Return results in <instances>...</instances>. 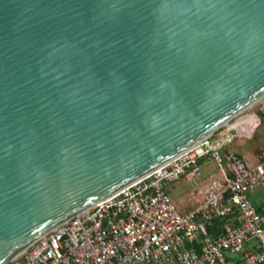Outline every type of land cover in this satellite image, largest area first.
Returning <instances> with one entry per match:
<instances>
[{
	"label": "water",
	"instance_id": "obj_1",
	"mask_svg": "<svg viewBox=\"0 0 264 264\" xmlns=\"http://www.w3.org/2000/svg\"><path fill=\"white\" fill-rule=\"evenodd\" d=\"M264 95V0H0V264Z\"/></svg>",
	"mask_w": 264,
	"mask_h": 264
},
{
	"label": "built area",
	"instance_id": "obj_2",
	"mask_svg": "<svg viewBox=\"0 0 264 264\" xmlns=\"http://www.w3.org/2000/svg\"><path fill=\"white\" fill-rule=\"evenodd\" d=\"M259 104L60 223L9 264H228L230 253H240L237 264H264V212L250 196L264 190V148L256 156L232 148L262 124ZM180 180L194 187L188 210L170 192Z\"/></svg>",
	"mask_w": 264,
	"mask_h": 264
},
{
	"label": "rangeland",
	"instance_id": "obj_3",
	"mask_svg": "<svg viewBox=\"0 0 264 264\" xmlns=\"http://www.w3.org/2000/svg\"><path fill=\"white\" fill-rule=\"evenodd\" d=\"M260 102L261 101L254 103L252 107L254 106L253 107L254 109L259 108L261 106V104H259ZM247 111H250L249 108L245 109L241 113H246ZM232 148L241 153L247 154L248 156H254L257 150L263 149L264 148V119H262V124L254 132L252 137L238 139L232 145ZM176 186H177V189L173 193V198L175 200L181 201L186 206L182 208L184 209L186 208V210L190 209L192 204L194 203V200H190L192 196V190L194 188L191 181L180 180L178 183H176ZM250 196L254 202L259 203V204H264V190L263 189L255 190L254 192L250 194ZM253 243L254 241L245 243L244 250H249ZM237 255L240 256V253H237Z\"/></svg>",
	"mask_w": 264,
	"mask_h": 264
},
{
	"label": "trees",
	"instance_id": "obj_4",
	"mask_svg": "<svg viewBox=\"0 0 264 264\" xmlns=\"http://www.w3.org/2000/svg\"><path fill=\"white\" fill-rule=\"evenodd\" d=\"M261 115H262V117L264 119V113H261ZM262 152H263V149H259V150H257V152H256V154L254 156L259 155ZM255 205H256V208H257L258 211L264 212V204H259V203L255 202ZM228 220H229V218H227V217L218 218L216 220V225L223 224L224 222H226ZM240 260H241V255L239 256V255L233 254V253H230L228 255V264H237V263L240 262Z\"/></svg>",
	"mask_w": 264,
	"mask_h": 264
},
{
	"label": "crops",
	"instance_id": "obj_5",
	"mask_svg": "<svg viewBox=\"0 0 264 264\" xmlns=\"http://www.w3.org/2000/svg\"><path fill=\"white\" fill-rule=\"evenodd\" d=\"M177 189V186H176V183L175 184H172L170 185V192H172L171 194L173 195V193L175 192V190ZM179 204V206L181 207L182 210H186V208H182V207H186L181 201L179 200H176Z\"/></svg>",
	"mask_w": 264,
	"mask_h": 264
},
{
	"label": "bare ground",
	"instance_id": "obj_6",
	"mask_svg": "<svg viewBox=\"0 0 264 264\" xmlns=\"http://www.w3.org/2000/svg\"><path fill=\"white\" fill-rule=\"evenodd\" d=\"M263 100H264V95L261 96L260 98H258L255 102H253L251 105H249V106L246 107L245 109H248V108L252 107V105H253L254 103L258 102V101L263 102ZM245 109H244V110H245ZM244 110H242V111H244ZM242 111H241V112H242Z\"/></svg>",
	"mask_w": 264,
	"mask_h": 264
}]
</instances>
